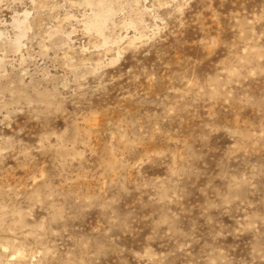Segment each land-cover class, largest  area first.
I'll return each instance as SVG.
<instances>
[{"label": "rangeland", "instance_id": "374dc122", "mask_svg": "<svg viewBox=\"0 0 264 264\" xmlns=\"http://www.w3.org/2000/svg\"><path fill=\"white\" fill-rule=\"evenodd\" d=\"M0 264H264V0H0Z\"/></svg>", "mask_w": 264, "mask_h": 264}, {"label": "bare ground", "instance_id": "6f19581e", "mask_svg": "<svg viewBox=\"0 0 264 264\" xmlns=\"http://www.w3.org/2000/svg\"><path fill=\"white\" fill-rule=\"evenodd\" d=\"M88 1L90 3L92 2V0H88ZM113 11H115V10L111 6L107 9H105V8L103 9L102 7H100V10L95 12V14L91 18L90 22L89 21L87 22L88 23L87 28L89 30L92 29V30L96 31L97 33L102 34L104 36L105 27L107 25V22L110 20ZM133 25H134V23H133ZM105 41L107 43L109 41V39L105 38Z\"/></svg>", "mask_w": 264, "mask_h": 264}]
</instances>
